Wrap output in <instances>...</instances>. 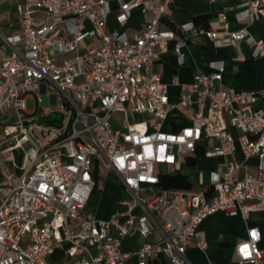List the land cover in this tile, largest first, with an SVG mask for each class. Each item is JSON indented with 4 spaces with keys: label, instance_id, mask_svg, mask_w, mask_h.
<instances>
[{
    "label": "built area",
    "instance_id": "obj_1",
    "mask_svg": "<svg viewBox=\"0 0 264 264\" xmlns=\"http://www.w3.org/2000/svg\"><path fill=\"white\" fill-rule=\"evenodd\" d=\"M170 1L116 0L118 21L138 3L150 11L130 35L103 27L107 0L13 1L16 25L0 27V112L13 114L0 137V144H11L0 151L27 139L30 150L23 151L29 155L22 165L6 154L12 168L0 156V264H46L47 256L54 264H124L130 253L144 264L158 251L174 264H191L184 248L205 245L195 226L206 212L219 207L245 220L251 210H264V86H223L222 60L215 58L212 69L196 68L188 80L172 76L179 90L170 98L167 82L147 66L156 53L153 44L164 49L174 37L177 50L190 29L221 43L214 27L191 19L179 21L177 30L160 27ZM234 8L235 16L264 14V0H237ZM227 36L249 41L253 55L264 53V35L253 38L238 26ZM40 92L66 109L61 127L59 110L58 124L47 121L56 128L42 141L24 119L33 118ZM26 96L31 108L25 107ZM234 134L242 157H255L254 170L234 156ZM195 149L221 154L222 170H209L201 186L156 183L160 172L175 169ZM93 159L129 192L123 207L106 217L85 207L94 184ZM141 186L149 192L141 193ZM152 227L159 235L148 239ZM131 229L143 238L122 249L121 238ZM258 237L257 226L247 224L233 244L236 264L264 262Z\"/></svg>",
    "mask_w": 264,
    "mask_h": 264
},
{
    "label": "crops",
    "instance_id": "obj_2",
    "mask_svg": "<svg viewBox=\"0 0 264 264\" xmlns=\"http://www.w3.org/2000/svg\"><path fill=\"white\" fill-rule=\"evenodd\" d=\"M13 1L0 0V27L6 31L13 29L16 25V17L13 10ZM237 0H171L163 9L166 16L170 17L175 24L184 19H191L195 24L202 27H214L217 35L221 38V43L216 44L211 37L202 32L187 30L182 40L178 44V49H174V37H168L165 41V48L159 49L157 43L153 44L156 52L149 56L147 66L149 69L160 74L161 79L167 82L168 95L175 98L179 87L177 84L170 82V78L175 76L178 80H188L192 71L196 68L208 71L212 69L211 61L215 58L222 60L223 68L221 71V83L223 86L238 88H257L264 86V53L251 54L250 42L244 38L231 39L227 36V30L243 26L247 32L257 38L264 35V14L252 13L244 16L234 15V3ZM109 9L105 14L103 27L107 29L116 28L123 30L130 35L142 26L146 15L150 13L149 9L142 10L140 3L129 8L126 18L118 21L115 18L116 0H107ZM203 13V16L193 19L192 14ZM219 12L224 13L221 18ZM86 23V22H85ZM165 24L161 21L160 27ZM89 37L85 38V41ZM180 53V55H178ZM27 97V96H26ZM30 97V96H29ZM49 97V95H48ZM183 119V110L175 109ZM233 133L237 130L230 127ZM234 156L242 160L245 165L254 170L255 157L250 155L242 157L240 145L234 141ZM185 157V156H184ZM184 157L176 167L181 169L185 165L190 171L191 186H201L208 182L209 170L221 171L224 167L221 154H204L196 155L194 161L190 164L184 162ZM197 159L205 162V167H193ZM94 161V159H93ZM93 165V162H92ZM16 167V166H15ZM14 167V169H15ZM92 178L96 175L95 170L91 169ZM106 174H110L113 190L119 193V196L106 195L102 196L99 192L95 201L90 199L89 205L85 207L99 217H106L112 210L123 207L122 198L129 195L124 186L118 182L113 174L106 169ZM102 181L110 183L105 180ZM95 184V182H94ZM91 191L94 190L95 186ZM90 191V192H91ZM90 195V194H89ZM255 224L259 231L257 244L264 246V210L255 209L248 213L245 220L241 218L238 212H226L223 208H214L206 212L196 223L195 230L199 232L204 240L205 245L198 247L187 244L184 248V254L191 264H236V255L233 251L234 242L244 236L245 226ZM159 235L158 230L152 227L147 234L148 239H155ZM143 237L136 230H129L120 241L122 249L135 247ZM58 249L55 248L53 254ZM46 264L55 263V259L50 256L46 257ZM124 264H136V256L133 253L128 254L123 261ZM104 264V263H101ZM144 264H174L161 251L156 252L153 256L146 259ZM254 264H264L263 261H257Z\"/></svg>",
    "mask_w": 264,
    "mask_h": 264
},
{
    "label": "rangeland",
    "instance_id": "obj_3",
    "mask_svg": "<svg viewBox=\"0 0 264 264\" xmlns=\"http://www.w3.org/2000/svg\"><path fill=\"white\" fill-rule=\"evenodd\" d=\"M85 39V38H84ZM83 40V39H82ZM25 107L26 108H31L32 107V98L27 96L25 98ZM51 109H57L59 111H61V117H60V124L58 127H61L63 125V122L66 118V109L62 106H60L58 104V102L56 101L55 103H52V101H50L47 92H40L39 93V100L36 101V106L35 109L33 110V118H27V114H25L24 119L26 123H29L32 126V131H30L31 135L36 138L37 140L42 141L47 133H49L51 130L55 129L56 127L54 125H52L50 122H45V123H40L38 121H36V117L39 114H43L46 113L47 111L51 110ZM13 118V114H11V110H7L5 112H0V137L2 135L1 132V126L6 124V123H11V119ZM234 141L237 142V138L236 135L234 134ZM11 144V139H9L7 142L0 144V147H5L6 145ZM27 150V152L29 153L30 150V141L27 139L23 142H21L20 146L18 147H13V148H9V149H2V151H0V156L4 158V162L5 164L8 165L9 168H12L13 165H11V159H8L5 155L11 153L12 154V160L17 164V165H22L23 162H25L28 159V153L27 155L23 154V151ZM20 151L21 152V156L20 158H16L15 156L13 157V154ZM205 162L202 159H197L195 162V165L193 166L195 167H205ZM18 167V166H17ZM18 169H20L18 167ZM181 169H185L187 171V176L190 177V171L187 170L185 165H181ZM16 170V169H15ZM92 170H95L96 175L94 176V190L90 192V195L86 201V207L89 205L90 199L92 201H95V198L98 196L99 192L102 191V196H119V193L116 192L115 190H113L111 182L112 180L109 179L110 174H106V168L100 163V161L98 159H94L93 161V165H92ZM107 176V178L105 177V180L108 182H110L108 185L107 183L105 184L104 181H102L103 177ZM1 177V175H0ZM190 179V178H189ZM149 188L148 186H141L140 187V192L141 193H148L149 192ZM50 264H54V262H51Z\"/></svg>",
    "mask_w": 264,
    "mask_h": 264
},
{
    "label": "trees",
    "instance_id": "obj_4",
    "mask_svg": "<svg viewBox=\"0 0 264 264\" xmlns=\"http://www.w3.org/2000/svg\"><path fill=\"white\" fill-rule=\"evenodd\" d=\"M203 16V13H195L192 14L191 17L195 19L196 17ZM160 20L167 26L172 27L177 30L175 22L168 16L164 14V12L160 15ZM201 153L200 149H195L193 154H187L184 157V162L186 164H190L194 161L196 155ZM20 158L21 152L18 151L13 154V157ZM18 170V167H15ZM158 184L161 185H173V186H191L192 181L187 177L186 173L178 168L171 170H164L158 174Z\"/></svg>",
    "mask_w": 264,
    "mask_h": 264
},
{
    "label": "water",
    "instance_id": "obj_5",
    "mask_svg": "<svg viewBox=\"0 0 264 264\" xmlns=\"http://www.w3.org/2000/svg\"><path fill=\"white\" fill-rule=\"evenodd\" d=\"M59 111L52 109L47 111L46 113L43 114H39L36 117V121L40 122V123H45L47 121H51L53 124H58V116H59Z\"/></svg>",
    "mask_w": 264,
    "mask_h": 264
},
{
    "label": "snow or ice",
    "instance_id": "obj_6",
    "mask_svg": "<svg viewBox=\"0 0 264 264\" xmlns=\"http://www.w3.org/2000/svg\"><path fill=\"white\" fill-rule=\"evenodd\" d=\"M241 251L243 252V251H244V249H241ZM245 254H247V253H245Z\"/></svg>",
    "mask_w": 264,
    "mask_h": 264
}]
</instances>
